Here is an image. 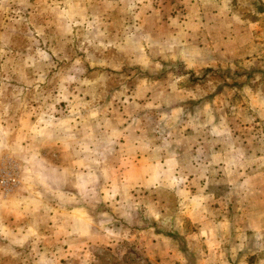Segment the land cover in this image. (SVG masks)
<instances>
[{
  "label": "rangeland",
  "instance_id": "1",
  "mask_svg": "<svg viewBox=\"0 0 264 264\" xmlns=\"http://www.w3.org/2000/svg\"><path fill=\"white\" fill-rule=\"evenodd\" d=\"M0 264H264V0H0Z\"/></svg>",
  "mask_w": 264,
  "mask_h": 264
}]
</instances>
